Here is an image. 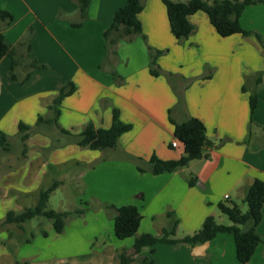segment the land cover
I'll return each instance as SVG.
<instances>
[{
  "label": "crops",
  "instance_id": "0c3cea01",
  "mask_svg": "<svg viewBox=\"0 0 264 264\" xmlns=\"http://www.w3.org/2000/svg\"><path fill=\"white\" fill-rule=\"evenodd\" d=\"M126 3L91 0L87 18L82 20L75 0H0V5L14 15L3 32L6 40L17 46V75L25 76L31 59L46 65L34 69L29 79L19 81L10 73L12 57L0 59V264H50L43 258L52 256L41 251L47 239L65 242L60 247L65 251L85 242V235L88 243L99 238L107 243L115 235V211L106 204H135L143 215L138 234L161 235L177 218L175 236L183 237L197 231L209 215L217 218L220 202L242 200L255 177L264 180V77L260 84L255 79L247 85L233 71L234 43L249 46L251 37L240 33L223 37L208 14L198 11L190 16L193 33L178 40L163 1L142 0L139 18L147 38L135 35L107 47L105 31L115 12ZM30 26L35 28V35L27 52L19 42ZM252 46L256 50L253 42ZM150 47L167 50L158 59L159 75L150 72ZM253 69L264 70V64L257 63ZM69 82H74L77 90L61 103V126L73 134H79L90 122L97 128H109L113 110L118 108L121 119L132 127L120 136L116 147H82L73 135L62 133L57 126L37 124L39 116L52 117L49 105L58 87ZM254 92L258 105L251 122L249 100ZM190 117L201 119L206 126L213 142L206 148L209 157L191 160L172 172H141L138 165L148 169L154 154L169 160L184 153L182 145H172L171 118L182 122ZM20 122L31 126L24 143ZM191 176L197 179L194 185L189 183ZM74 179L83 180L85 195L73 197L76 205L70 199ZM56 180L61 183L53 193L61 188L67 193L64 207L57 210L95 204L93 208L98 211L94 218L88 211L85 220L105 219L108 234L100 227L85 234L79 217H69L62 233L41 216L34 217L37 225L29 224L32 218L23 228L5 223L9 211L19 213L34 206L40 191ZM218 218L224 220L221 215ZM256 228L264 238V203ZM116 241L113 239L115 248L103 254L90 251L85 259L70 253L56 259L61 264H117V251L124 245ZM125 247L133 250V245ZM143 256H152L154 264H264V242L246 263L238 261L235 237L229 232L195 245L157 243L144 247L137 258Z\"/></svg>",
  "mask_w": 264,
  "mask_h": 264
},
{
  "label": "trees",
  "instance_id": "16d2710c",
  "mask_svg": "<svg viewBox=\"0 0 264 264\" xmlns=\"http://www.w3.org/2000/svg\"><path fill=\"white\" fill-rule=\"evenodd\" d=\"M80 11L82 20L87 18L88 8L91 0H75ZM167 8V13L171 25V31L178 40L189 37L195 26L190 20V16L198 11H204L208 14L209 19L217 32L223 36L240 33L244 36L255 35L257 40L264 45V38L259 31L245 29L240 18L245 9L250 5L264 3V0H162ZM126 5L119 8L115 14L112 24L105 31L107 47L116 46L120 39H131L135 35L143 34L142 22L139 13L143 10L142 0H126ZM14 21V15L11 11L0 5V59L9 55L12 57L11 76L15 80L25 81L30 78L34 69L45 67L37 59L29 61V71L24 77H20L15 72L19 64L17 57V46L8 42L4 36L3 27ZM81 23H74L79 26ZM35 35V28L30 26L19 45L26 46V51L32 49V39ZM167 50L154 49L150 47V72L153 75H159L158 59ZM264 70L259 72L256 81L260 84L263 81ZM245 89V88H243ZM77 90L74 82L58 87V94L53 99L49 108L52 110L51 118L39 116L37 124L48 123L57 126L64 134L73 135L77 144L82 147H88L94 150L106 148H114L117 146L120 136L129 131L131 124L125 123L120 117V110L114 108L113 123L109 128H97L92 122L88 123L79 134H73L70 130L61 126L59 122L60 106L63 99ZM250 114L251 122H253V114L258 105V96L256 92L250 95ZM174 126L175 139L179 141V145L184 148V153L178 159H161L157 155H152L149 159V168L145 169L138 165L141 172L150 171L153 174H161L164 172L176 171L187 166L191 160L208 158L209 152L207 147H212L213 142L208 138L206 126L203 121L197 117H190L182 122H178L171 118ZM31 126L20 122L19 134L20 139L24 142L29 137ZM197 179L194 176L189 178V183L194 185ZM61 181L56 180L51 185L43 188L38 196L37 203L34 206L27 207L22 212L9 211L5 218V223H16L23 228V223L34 217L41 216L52 221L54 230L62 233L65 230L69 217H78L86 213L87 208H76L73 210H57L49 207V199L53 192L60 185ZM248 204V210L244 211L241 205L236 201L220 202L219 208L226 215L230 222H219L214 215H209L201 225V227L192 234L183 237H176V229L179 225L174 214L168 212V216H173L174 223L170 229H164L161 235L151 232L138 234L143 215L135 204H125L117 206L115 204H106V207L115 211L113 217V228L115 236L124 240L134 236L133 250L121 248L117 251V264H154L152 256H143L137 258L144 247H153L157 243H179L185 242L191 245L204 243L213 239L218 233L229 232L235 237L236 255L241 263L248 262L257 246L264 242V238L258 233L256 226L262 219V206L264 203V180L255 177L249 185L243 199ZM248 227H244L246 225ZM44 236L48 235L46 230H42ZM34 237V233H32ZM152 252L154 249H151ZM29 264V263H24Z\"/></svg>",
  "mask_w": 264,
  "mask_h": 264
},
{
  "label": "rangeland",
  "instance_id": "374dc122",
  "mask_svg": "<svg viewBox=\"0 0 264 264\" xmlns=\"http://www.w3.org/2000/svg\"><path fill=\"white\" fill-rule=\"evenodd\" d=\"M180 1H187V0H180ZM241 20L244 23V25L247 27L246 28L247 30L259 31L264 38V4H256V5L248 6L245 9V11L243 12ZM240 36H242V35H240ZM249 36L251 37V40H252L253 44L255 45L256 50H254V48L252 46V42L248 43L249 46H246V45L245 46H243V45L239 46V45H236L234 43L235 46L233 47V50H232V60H233V66H234V68H233L234 74L240 75L244 79L245 84L247 83V85H250V84L252 85L254 80L257 78L259 72L263 71V70H261L263 68L258 69V70H254L253 66L256 65L257 63L264 64V45L261 44L257 40L255 35H249ZM245 37H247V36H245ZM158 65H159V63H158ZM74 180H75L74 186H72L73 189L71 188V190H70V192L72 193V197L70 198L72 205H76V203L73 201V197H77V199H81V197L83 198L85 196L83 193V190H84L83 180L81 179L80 182H78L77 179H74ZM71 193H69V194H71ZM51 196H52L51 199H49V207L55 208V209H59L60 207H64L62 205V201L64 199L66 201V197H67V193L64 191V189L61 188V189L57 190ZM238 203L241 205V207L244 211L248 210V204L246 202H243L242 200H240ZM84 205H86V204L84 203ZM93 206L96 207L95 204ZM93 206H91L90 208H87V211H86V213L88 211L92 212V217H90V218H94V213H96L98 211V209L93 208ZM65 207L69 208L68 205H66ZM217 212H218L217 220L219 222H221L222 220H219L218 215H221L224 218V220L222 222H224V223L230 222L229 218L226 215H224L220 210H217ZM78 217L80 220L79 222L83 223V225H81V226H83L82 231H85V234H86V231L93 233L99 227L101 229L103 228L102 230H103L105 235L108 234V229L106 227V220L105 219L100 220V221L93 220V219L85 220V214L78 216ZM75 218H77V217H75ZM37 221H38V219L34 218L33 220L29 221V224L37 225ZM46 221H47L46 219H43L44 224H46ZM95 222L99 224L97 228H95V225H96ZM49 223H50V226H52V223L50 220H48V224ZM87 223H89V226L86 225ZM113 234H114V231H113ZM85 237H86L85 242L79 243V244L78 243L74 244L73 251H71V250L65 251L64 249L60 248L61 245H65V242H63V243L57 242V241L50 242V239H47L42 244L41 251H42V253H44V255H51L52 258L50 257V258L46 259V257H45L43 259L47 260L48 263H50V264H61V262L56 259V258H60L61 254L74 253L76 255H81L79 257H82L85 259L87 257H89L87 254H89L90 251H92V253L103 254V252L106 251L107 249H110L112 247L115 248L116 243L113 242V239L118 240L116 242L123 243L122 245H124V246H122V248H124L126 244L128 246H130V245H133V243H134L133 237H131L129 239H125V240H120L114 235V237L112 236V239L108 240V242L105 244L102 243V240H103L102 238H99L98 240L94 241V243L93 242L88 243L87 235H85ZM124 243H126V244H124ZM63 247H65V246H63ZM93 262H96V261H93ZM24 263H26V262H24Z\"/></svg>",
  "mask_w": 264,
  "mask_h": 264
},
{
  "label": "built area",
  "instance_id": "2783aa9c",
  "mask_svg": "<svg viewBox=\"0 0 264 264\" xmlns=\"http://www.w3.org/2000/svg\"><path fill=\"white\" fill-rule=\"evenodd\" d=\"M179 141L177 140V139H174L173 141H172V145L174 146V147H178L179 146ZM226 197H228V195L226 196Z\"/></svg>",
  "mask_w": 264,
  "mask_h": 264
}]
</instances>
